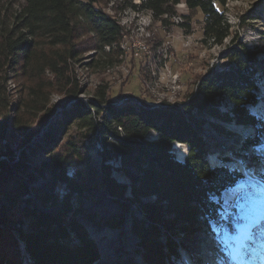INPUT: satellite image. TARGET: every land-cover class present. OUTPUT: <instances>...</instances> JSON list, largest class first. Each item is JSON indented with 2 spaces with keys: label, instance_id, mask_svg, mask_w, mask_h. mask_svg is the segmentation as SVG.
Returning <instances> with one entry per match:
<instances>
[{
  "label": "trees",
  "instance_id": "1",
  "mask_svg": "<svg viewBox=\"0 0 264 264\" xmlns=\"http://www.w3.org/2000/svg\"><path fill=\"white\" fill-rule=\"evenodd\" d=\"M20 1L17 9H13L10 2L0 4V107L7 95L6 74L17 70L16 74L28 84L31 108L42 111L48 104L42 90L50 83L43 75L49 71L58 84H70L68 61L79 56L76 43L79 35H91L96 47L102 49L118 43L122 28L114 17L96 6L102 0ZM181 2L188 10H197L203 16L205 41L221 44L229 36V24L215 7L214 0H140L138 5L129 1L127 6L150 11L155 21L165 22L164 17L174 16V8ZM239 46L237 52L228 53L230 64L227 67L199 80L197 95L188 100L184 110L168 106L137 108V104L129 103L101 108L103 90L95 93L94 101L86 108L77 100L76 85V89L68 93L67 101L74 102L39 141L32 138L38 133L35 130L23 140L24 148L18 155L1 151L0 156L8 159L0 160V200L3 201L0 204V264H21L18 240L23 242L24 253L31 264H93L99 258L97 246L77 216L84 213L82 202L86 194L93 195L101 187L116 201L121 200L123 212L130 211L126 201L140 203L142 197H156L154 203L140 205L150 224L145 227L134 220L132 225L141 243L140 254L147 264H163L167 253L175 260L180 256L172 239H166L164 252L159 240L161 232L155 223L166 227L177 223V230L188 235L201 230L210 234V224H214L219 231L234 237L235 228L242 225L243 219L228 214L222 220L219 203L210 198L232 188L243 176L225 166L207 164L208 147L198 129L209 119L257 127L256 138L245 139L242 148L260 144L264 123L252 115L249 108L257 103V81L264 79V70L259 69L255 53ZM222 105L228 106L225 112L219 111ZM47 109L50 117L53 107ZM20 111L16 109L15 113ZM97 118L99 122H95ZM68 122L76 123L87 134L97 133L100 137L101 184L95 182L90 171L84 175L68 174L71 157L81 155L77 141L66 142L62 146L65 150L50 152L51 148H57L56 135ZM209 124L217 133L232 134L218 123ZM21 128V124L13 125L14 130ZM151 132L156 138L149 141L145 138ZM83 137L80 135L79 140ZM111 139L114 143L110 147L107 144ZM181 144L187 146L188 152L183 159L177 157L178 161L172 150ZM46 151L49 159L42 161L39 167L26 166L29 157H40ZM222 160L228 159L223 157ZM126 167L134 173L125 170ZM34 171L49 180L50 189L32 191L36 198L30 205L28 184L34 179ZM58 183L65 185L66 192L62 196L52 191ZM22 203L27 206L22 208ZM39 208L55 211L47 214ZM89 222L93 223V219L89 218ZM108 225L118 226L119 222L113 219Z\"/></svg>",
  "mask_w": 264,
  "mask_h": 264
},
{
  "label": "rangeland",
  "instance_id": "2",
  "mask_svg": "<svg viewBox=\"0 0 264 264\" xmlns=\"http://www.w3.org/2000/svg\"><path fill=\"white\" fill-rule=\"evenodd\" d=\"M129 1L137 5L140 2V0H102L97 3V7L118 21L122 28L121 37L114 47L106 48V46L100 49L96 47L91 35H79L76 41L79 56L68 61L67 75L70 77V84H58L55 76L49 71L43 75L44 79L50 82L46 83L42 90L48 99L45 110L33 111L34 106L32 109L31 98L26 90L28 84L24 83V78L16 74L17 70L6 74L7 95L3 107H0V152H12L18 155L24 148L23 140L35 130L38 133L32 135V138L38 136L35 142L39 141L48 128L55 124L56 119L63 118V112L69 108L67 106L74 102L67 101L68 93L72 88L76 89V85L79 89L77 100H80L86 108L94 101L95 93L103 90L104 101L100 105L101 108L125 103L135 106L132 99H137L141 104V106L136 105L137 108L168 106L184 110L188 100L197 95L199 80L210 72L227 67L230 64L228 53L232 50L237 52L239 45L255 53L259 61H257L259 69L264 70V0H214L215 7L222 12L230 27L229 36L221 44L216 45L204 40L203 16L200 12L188 10L183 2L174 8L176 11L174 16L164 17L166 21L159 22L152 18L150 11L131 9L127 6ZM5 2H10L13 9H17L20 8L22 1L0 0V4ZM257 87L255 93L258 100L249 108V112L264 123V79L260 78L257 81ZM49 106L54 110L50 117L47 109ZM227 107L222 105L219 111L225 112ZM16 109L21 111L15 113ZM208 121L198 129L208 147L205 155L207 164L225 166L230 170L239 171L240 174L244 173V176L241 174L242 181L232 188L223 190L218 197L212 196L210 200L219 203V215L222 220L226 219L228 214H232L243 219L242 225H237L235 228L237 234L235 237H229L226 231H219L216 225L210 224L211 233L196 234L194 236L196 238L192 237L194 240L191 245L190 242L178 239L180 242L176 247L180 255L179 259L169 258L167 253L163 264H169L168 260L172 261L170 264H264V132L259 137L258 146L243 149L245 139L256 138L257 127L219 123L213 119ZM95 122H99V119L97 118ZM68 123L69 125L56 135L55 145L58 146L51 148L50 152L54 149L55 152L65 150L62 146L66 142L77 141L81 155L71 157L68 174L84 175L90 171L95 182L101 184L100 137L97 133L87 134L76 123ZM209 123H218L232 134L217 133ZM15 124L22 125L20 131L13 129ZM80 135L84 136L82 141L79 140ZM155 138L156 134L151 132L145 139L151 141ZM113 143L111 139L107 145L111 147ZM181 145H176L177 149L172 150L176 159L185 158L188 152L187 146ZM48 153L46 151L37 158L29 157L26 166L30 164L32 168L39 167L42 161L49 159ZM223 157L228 160L224 162ZM5 158L0 156L2 160ZM125 170L134 173V170L128 167ZM33 175L34 179L28 184L30 193L27 195V200L30 205L36 198L32 191L46 192L50 189L47 178L38 176L36 171ZM52 191L62 196L66 192L65 185L58 183ZM226 193L230 195L229 199L225 198ZM105 195H108V192L104 187L93 195L86 194L82 202L84 204L82 207L85 208L83 219H93L92 225L95 227L103 223L102 228L105 229L109 227L108 222L113 219L121 226L126 217L124 212L117 201H113V204L118 210L114 211L110 208L108 204L112 203L104 200ZM21 206L25 208L27 205L23 203ZM96 207L103 212L97 211ZM47 209L53 211L54 208ZM129 212L132 215L131 223L132 220H135L137 225L143 223L134 215L131 208ZM259 221L260 225L256 224ZM80 223L86 227L82 220ZM251 228L252 235L246 242V247L236 253L235 238L245 239ZM242 230H245L243 235H241ZM102 238L104 239V237L100 239ZM196 239L200 241L196 242ZM22 245L23 242L18 240L21 264H31L29 256L23 253L25 251ZM122 250L123 259L130 260L131 255L124 251L126 249Z\"/></svg>",
  "mask_w": 264,
  "mask_h": 264
},
{
  "label": "bare ground",
  "instance_id": "3",
  "mask_svg": "<svg viewBox=\"0 0 264 264\" xmlns=\"http://www.w3.org/2000/svg\"><path fill=\"white\" fill-rule=\"evenodd\" d=\"M106 48H108V47H106ZM132 102L135 105L136 104L138 106L141 105L140 102L137 101V99H134V100L132 99ZM105 196H107V195H105ZM225 198L229 199L230 195L228 193H226ZM154 199H155V197L153 198V196H152V197L142 198L141 201H142V203H147L149 201H154ZM104 200L106 202L112 203V204H108V205L114 211L118 210V207L113 204V201H115V200H112V197H105ZM127 203H129V201H127ZM129 204H131L133 206L130 208H131V211H134V215L143 221V224L145 227L148 226V224H150V222L147 221V219L145 218L144 213L139 208V205L133 204V203H129ZM95 209H97V211H99L100 213L103 212V211L101 212L98 207H96ZM124 214H125L124 216H126V217H124L123 224L121 226L120 225H118L117 227L116 226H114V227L109 226L106 229L102 228L104 225L103 223L101 224V226H99L100 228L98 226H96V227L93 226L92 223L89 222V218L88 219L87 218L82 219V221H83L84 225H86V227H87V230H88L87 232L89 234L90 239L93 240L94 243L96 244L97 250L102 253L101 255L103 256L102 257L103 261H105V259H106L108 262H111V264H145V261H144L142 255L140 254V252L142 251V247L140 246L141 243H139L138 236L132 230V225H133V221H134V220H132V223H131L132 215L130 212H124ZM101 216H103V214ZM83 218H85V215ZM157 228L160 229V232H161L159 240L162 242V245L164 246L165 243H167L166 239H169V237H166L165 231L161 226H157ZM244 232H245V230L244 231L242 230L241 235H243ZM236 236H237V234H236ZM101 237H104V239L103 238L100 239ZM241 238L242 237H238V238L236 237L235 238L236 240H234V242L237 243V247L235 249L236 253L244 241V239H243L244 237L242 239ZM171 239L177 245H179L180 241L178 239H176V238H171ZM199 241H197V239H196V242H199ZM190 245H191V243H190ZM118 247H120V251H117V253H116V250H118ZM182 247H183V245H182ZM22 248H23V245H22ZM122 249H126L124 251L127 252L128 255L129 254L131 255V259L128 260L129 262L126 261L125 258L123 259L122 254H124V252ZM25 255L28 256L27 254H25ZM165 258H166V256H165ZM178 259H179V256H178ZM115 261H119V263H115ZM167 263L170 264V263H172V261L171 262L168 261Z\"/></svg>",
  "mask_w": 264,
  "mask_h": 264
},
{
  "label": "water",
  "instance_id": "4",
  "mask_svg": "<svg viewBox=\"0 0 264 264\" xmlns=\"http://www.w3.org/2000/svg\"><path fill=\"white\" fill-rule=\"evenodd\" d=\"M34 138H36V137H34ZM1 158H4V157H1ZM0 160H2V159H0ZM105 191H107V190L105 189ZM147 197H152V196H147ZM154 197L155 196H153V198ZM142 198H146V197H142ZM142 198H140V203L130 202V201H129V203L137 204V205H139V208H140V205H144V204H147V203H154L156 201V197H155L154 201H149L147 203H142V201H141ZM112 200H115L116 201V199L114 197H112ZM117 202L120 204L121 203V200L120 201H117ZM84 209L85 208L83 207V210ZM54 211H55V209H53V211H51L50 209H47L46 210L45 208L44 209H41V212L47 213V214H53ZM83 217H84V215L83 214H80V215L77 216V219L80 221V220L83 219ZM155 225L156 226H161L164 229V231H165L166 237H169V239H171V238H177V239H179L180 241H183V242H190L191 243L194 240V238H196V237H194L196 234H199V233H202V232L203 233H206L205 231L201 230V231H197V232H194L192 234H189V235L188 234H185V233H183V231L181 232L180 230H177L179 224L174 223V222H172L171 224L167 225L168 227L164 226L163 223H161V224L160 223L159 224H156L155 223ZM192 237H194V238H192ZM164 249H165V247H164ZM101 254L102 253L100 251H98L99 258L93 264H111V262H108L106 259H105V261H103V259H102L103 256Z\"/></svg>",
  "mask_w": 264,
  "mask_h": 264
},
{
  "label": "built area",
  "instance_id": "5",
  "mask_svg": "<svg viewBox=\"0 0 264 264\" xmlns=\"http://www.w3.org/2000/svg\"><path fill=\"white\" fill-rule=\"evenodd\" d=\"M104 197H111V196L108 194L107 196H104ZM129 207H133V206L131 204H129ZM119 212H121V211H119ZM117 251H120V247H118V250H116V253H117ZM115 263H119V261H115Z\"/></svg>",
  "mask_w": 264,
  "mask_h": 264
}]
</instances>
